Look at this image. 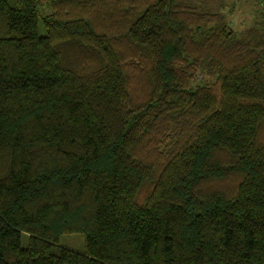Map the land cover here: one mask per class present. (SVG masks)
I'll return each instance as SVG.
<instances>
[{"label":"trees","instance_id":"16d2710c","mask_svg":"<svg viewBox=\"0 0 264 264\" xmlns=\"http://www.w3.org/2000/svg\"><path fill=\"white\" fill-rule=\"evenodd\" d=\"M203 4L0 0V264H264V9Z\"/></svg>","mask_w":264,"mask_h":264},{"label":"rangeland","instance_id":"374dc122","mask_svg":"<svg viewBox=\"0 0 264 264\" xmlns=\"http://www.w3.org/2000/svg\"><path fill=\"white\" fill-rule=\"evenodd\" d=\"M203 6L211 10L215 9L224 12L233 6V17L236 19V22L239 21V24L236 23L235 26L241 30V28H245L244 26H246V24L240 23V21H243L244 18L247 19L252 12L258 17V9H264V0H261L260 3L259 0H204ZM44 10L46 11V9ZM200 77L207 81L208 77L205 74H200ZM26 242L27 236L25 234H21L20 245L25 246ZM57 242L58 244L75 251L81 250L83 246L82 235L78 233L62 234L59 236Z\"/></svg>","mask_w":264,"mask_h":264}]
</instances>
